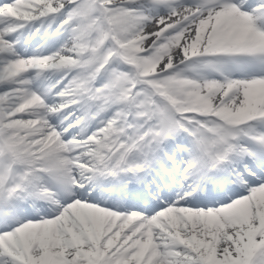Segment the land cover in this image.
Wrapping results in <instances>:
<instances>
[{"label": "snow or ice", "instance_id": "obj_1", "mask_svg": "<svg viewBox=\"0 0 264 264\" xmlns=\"http://www.w3.org/2000/svg\"><path fill=\"white\" fill-rule=\"evenodd\" d=\"M0 264H264V0H0Z\"/></svg>", "mask_w": 264, "mask_h": 264}]
</instances>
